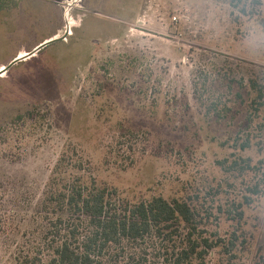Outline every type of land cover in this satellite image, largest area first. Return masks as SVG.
<instances>
[{
    "label": "rangeland",
    "instance_id": "rangeland-1",
    "mask_svg": "<svg viewBox=\"0 0 264 264\" xmlns=\"http://www.w3.org/2000/svg\"><path fill=\"white\" fill-rule=\"evenodd\" d=\"M45 44L0 78V264L27 247L68 148L122 198L212 213L210 232L238 243L206 264L264 258V185L248 191L264 175V110L252 111L250 89L264 87V0H0V63ZM237 158L260 169L241 177L220 165ZM245 196L240 221L233 203Z\"/></svg>",
    "mask_w": 264,
    "mask_h": 264
},
{
    "label": "trees",
    "instance_id": "trees-1",
    "mask_svg": "<svg viewBox=\"0 0 264 264\" xmlns=\"http://www.w3.org/2000/svg\"><path fill=\"white\" fill-rule=\"evenodd\" d=\"M198 86V85H197ZM255 94L252 111L264 110V87L250 82ZM215 107L216 105H212ZM251 111V112H252ZM250 113L249 120L254 123ZM34 113L20 115L12 124H26ZM239 149L252 148V139ZM259 164H264L260 162ZM226 172L247 176L260 168L251 159L220 162ZM264 175L248 188L253 196L263 193ZM251 196L233 203L238 219ZM206 215L192 201L154 197L140 201L122 198L118 191L100 185L89 161L76 148H68L51 171L42 198L37 203L34 228L27 247L16 256L17 264H206L208 256L221 249L230 255L238 237L227 241L208 226ZM235 257L234 254L231 255ZM257 264H264L262 258Z\"/></svg>",
    "mask_w": 264,
    "mask_h": 264
},
{
    "label": "crops",
    "instance_id": "crops-1",
    "mask_svg": "<svg viewBox=\"0 0 264 264\" xmlns=\"http://www.w3.org/2000/svg\"><path fill=\"white\" fill-rule=\"evenodd\" d=\"M59 36H60V30H58L55 34H53L51 37H49L48 39H50V40H56L57 38H59ZM46 40V41H49V40ZM35 51V50H34ZM26 55H28L27 53H24V52H20L18 55H17V58H20V57H22V56H26ZM36 55V54H35ZM19 56V57H18ZM16 58V56H15V58H14V56L9 60V61H6V62H2V63H0V73L1 72H3V71H5L10 65H12L13 63H14V61L17 59ZM31 58V57H30ZM30 58H28V59H26V60H29ZM25 60V61H26ZM24 62V61H23ZM21 63V62H20ZM19 64V63H18ZM15 65H17V64H15ZM15 65H13L11 68H8L9 70H7L3 75H5L6 73H8ZM3 75L2 76H0V78H2L3 77Z\"/></svg>",
    "mask_w": 264,
    "mask_h": 264
},
{
    "label": "water",
    "instance_id": "water-1",
    "mask_svg": "<svg viewBox=\"0 0 264 264\" xmlns=\"http://www.w3.org/2000/svg\"><path fill=\"white\" fill-rule=\"evenodd\" d=\"M54 41H55V40H54ZM49 44H50V43H49ZM46 46H48V44H45V45H43V46L37 48L34 52H32V53L26 55L25 57L17 58V59L14 61V63H13L12 65H10L8 68H11L13 65L18 64V63H20V62H23V61H25L26 59H28V58L34 56L36 53H38L39 51H41L42 49H44ZM8 68H7L5 71L1 72V73H0V76H2L7 70H9Z\"/></svg>",
    "mask_w": 264,
    "mask_h": 264
},
{
    "label": "built area",
    "instance_id": "built-area-1",
    "mask_svg": "<svg viewBox=\"0 0 264 264\" xmlns=\"http://www.w3.org/2000/svg\"><path fill=\"white\" fill-rule=\"evenodd\" d=\"M172 19H173V22H178V17L174 16Z\"/></svg>",
    "mask_w": 264,
    "mask_h": 264
},
{
    "label": "bare ground",
    "instance_id": "bare-ground-1",
    "mask_svg": "<svg viewBox=\"0 0 264 264\" xmlns=\"http://www.w3.org/2000/svg\"><path fill=\"white\" fill-rule=\"evenodd\" d=\"M22 57H24V56H22Z\"/></svg>",
    "mask_w": 264,
    "mask_h": 264
}]
</instances>
